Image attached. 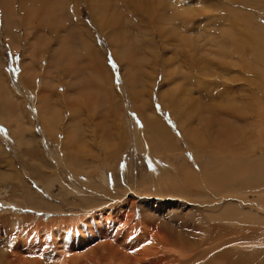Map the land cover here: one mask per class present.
<instances>
[{"label": "rangeland", "instance_id": "374dc122", "mask_svg": "<svg viewBox=\"0 0 264 264\" xmlns=\"http://www.w3.org/2000/svg\"><path fill=\"white\" fill-rule=\"evenodd\" d=\"M23 1L7 0V4L0 0V264H188L194 253L208 252L214 244L228 241L194 251L181 248L180 231L182 238L198 244L201 235L194 221L200 215L190 213L186 204L176 205L184 198L180 191L201 196L218 188L201 177L196 186L189 184L193 171L199 176L220 173L219 179L236 169L248 180L246 189L256 187L250 180L260 184L264 171V0H149L145 4L150 9L155 6L159 18L163 14L171 18L166 28L176 45H161L158 34L150 37L152 41L147 38L146 31L156 25L154 19L147 23L150 29L144 27L146 33L143 29L140 33L139 21L131 19L123 44L126 50L133 49V56L129 50L131 59H126L122 47L112 45L116 32L113 29L111 34L112 28L98 22L101 17H95L92 0H54L58 7L52 0H33L42 21L26 15ZM138 1L128 0L131 17L139 12L148 15L139 10ZM6 6L13 8L7 24L3 19ZM48 7L55 14H49ZM80 43L90 44L96 63L105 70L107 98L91 80ZM51 53L53 63L46 60ZM181 55L187 57L185 63ZM190 64L199 67V74L188 75ZM138 76L141 84L130 86L134 87L130 91V77ZM181 79L192 83L193 95L182 91ZM177 81L181 89L164 98ZM64 91L67 98L62 96ZM189 98L200 101L193 111ZM70 107L71 131L65 127L71 120L66 111ZM160 197L181 201L175 200L170 210L149 206ZM213 226L231 227L226 223ZM73 231L79 233L78 242ZM219 253L230 255V251ZM260 254H237L233 263L264 264V253ZM226 255L220 262L212 253L196 264H224Z\"/></svg>", "mask_w": 264, "mask_h": 264}, {"label": "bare ground", "instance_id": "6f19581e", "mask_svg": "<svg viewBox=\"0 0 264 264\" xmlns=\"http://www.w3.org/2000/svg\"><path fill=\"white\" fill-rule=\"evenodd\" d=\"M2 3H4V1L7 3V0H1ZM10 1V0H9ZM54 3L55 1L52 0ZM61 1V0H60ZM95 5H96V9H94L92 6V8L94 9V13L95 14V17H101L100 20L98 21L100 24H104L106 27L108 28H112L111 29V34H112V31L113 29L115 30L116 32V39L114 41H111L112 45H114L115 47L117 46H120L122 47L121 48V52H125L126 54H124L126 56V59H131V56L129 55L130 52L129 50H131V48L129 47V49H125V47L123 46V44L125 42H127V39H126V36L128 35V33H130L131 31V28H130V24H129V21H131V19L133 21H139V26L141 29H137V30H140V33L143 29V33H146L147 32V38H150L152 35L154 34H158V36L160 37V40L161 42V45H165L166 44H172V45H176L174 42V38H168V29L166 27H168V23H170L169 21H171V18L170 19H165V16L164 14L162 15V17L160 16V18L156 15V7L155 6H152L153 8L150 9L149 5L145 4L147 3L149 0H139L138 2L141 4L139 8V10L141 9L142 11L145 10L148 15H146L145 17L139 12L138 14H134L133 17H131L128 13V11L131 9L132 5L128 2V0H92ZM132 1V0H131ZM136 1V0H133V2ZM187 1V0H186ZM235 1V0H233ZM244 1V0H243ZM242 1V2H243ZM52 2V3H53ZM76 2V1H75ZM78 2V1H77ZM76 2V3H77ZM86 2V1H85ZM201 2V1H200ZM35 3V1L33 0H24L23 3H22V9L25 10V13L27 16L29 15H36V18H40V15H38V10L37 9H34L33 7V4ZM38 3H40V1H38ZM43 3V2H42ZM89 3V2H88ZM136 3V2H135ZM239 3V2H238ZM237 3V4H238ZM8 4V3H7ZM50 4V3H49ZM56 4V3H55ZM170 4H173V3H170ZM189 4V3H188ZM235 3H233V6H234ZM93 5V4H92ZM136 5V4H134ZM139 5V4H138ZM158 5V4H157ZM46 6V3L44 4V11H45V7ZM56 6L58 7V5L56 4ZM159 7V6H158ZM174 7V5H173ZM176 7V6H175ZM229 7V6H228ZM240 7V6H239ZM242 7V6H241ZM224 8V7H223ZM13 9V8H12ZM10 9V10H12ZM49 10V7L47 8ZM186 10V8H184ZM217 9V8H216ZM10 10H8L7 6H6V12L7 14L4 16V22H6V24L8 23V19H9V14ZM47 10V11H48ZM56 10V8L54 9ZM158 10V9H157ZM4 11V10H3ZM22 11V10H21ZM50 11V12H49ZM49 14L52 12L53 14H55L53 12V10H49ZM57 11V10H56ZM236 11V10H235ZM43 12V10H42ZM171 12V11H170ZM24 13V14H25ZM62 13H63V10H62ZM123 13H126V14H123ZM236 13V12H235ZM238 13V12H237ZM46 14L45 13V17H46ZM65 14V13H64ZM63 14V16H64ZM167 14V13H166ZM175 18V14L174 13H171ZM185 14V13H184ZM231 14V13H230ZM42 15V14H41ZM52 15V14H51ZM160 15V14H159ZM219 15V14H218ZM49 16V15H48ZM50 17V16H49ZM167 17V16H166ZM177 17V15H176ZM180 17V16H179ZM12 18V17H10ZM51 18V17H50ZM172 18V19H173ZM27 19L29 20V17H27ZM48 19V18H47ZM55 19V18H53ZM61 19V18H60ZM66 19V18H65ZM154 19V23L156 24L154 26V28L152 29V31L148 32L146 31L145 32V28L146 26L148 25L147 23H151V20ZM166 21H165V20ZM179 19V18H178ZM233 19V18H232ZM38 20V19H37ZM40 20H44L42 19V17L40 18ZM177 20V18H176ZM184 20V19H183ZM61 21V20H59ZM179 21V20H178ZM181 21V20H180ZM172 22V21H171ZM174 22V21H173ZM182 22V21H181ZM133 23V22H132ZM217 22H215L216 24ZM5 24V23H4ZM219 24V23H218ZM33 25V24H32ZM163 26H165L166 29L162 28ZM178 26H180V23L178 24ZM230 26V25H229ZM145 27V28H144ZM233 27V26H232ZM33 28V27H32ZM139 28V27H138ZM28 29V28H27ZM25 30V35H29V33L27 32L28 30ZM107 28H105V31H106ZM147 29V28H146ZM150 29V28H148ZM147 29V30H148ZM32 30V29H31ZM38 30V29H37ZM227 30V29H226ZM104 31V32H105ZM109 31V30H108ZM229 32V31H228ZM132 33V32H131ZM226 33V32H225ZM224 33V34H225ZM61 34V33H60ZM109 36H110V32L108 33ZM170 34V33H169ZM173 34V33H172ZM230 34V33H229ZM108 36V37H109ZM145 36V35H144ZM206 36V35H205ZM34 37V36H33ZM37 36H35L33 39H35ZM135 37V36H134ZM143 37V36H142ZM169 37H173L172 35ZM184 37V35L182 36ZM193 37V36H192ZM32 38V37H31ZM38 38V37H37ZM37 38L35 39V41L37 40ZM41 38V37H39ZM186 38V37H185ZM223 38H227V37H223ZM65 39V38H64ZM151 41L154 40V38H150ZM235 39V38H234ZM16 42H18V39L16 38L15 39ZM179 39H177L178 41ZM185 40V39H184ZM11 41V40H10ZM13 41V40H12ZM38 41V40H37ZM32 42V41H31ZM81 42V41H80ZM189 42V41H188ZM178 43H182L181 41L178 42ZM221 43V42H220ZM12 45L15 44V42H12L11 43ZM34 44V43H33ZM81 44V43H80ZM83 44V43H82ZM81 44V45H82ZM127 44V43H126ZM151 44V43H150ZM185 44V43H184ZM182 44V45H184ZM30 45V44H29ZM84 45V46H83ZM81 46V48L84 50V54L87 56L86 58V62L87 64L89 65L88 68H89V72H90V75L92 76L91 77V80L93 81V79L95 80V82H97V85H98V91L97 92H101L100 95L102 97H106L107 98V90H106V80H104V74L105 73V70L103 69L102 65L100 64H97L96 63V56H94L93 54V50H92V47L90 46V44H83ZM31 46V45H30ZM29 47L28 50L26 51L29 52V50L31 49ZM112 46V47H114ZM216 46L218 47V45L216 44ZM226 46V45H225ZM32 47V46H31ZM119 47V48H120ZM128 47V46H127ZM132 47V46H131ZM236 47V46H235ZM250 47V46H249ZM252 47V46H251ZM33 48V47H32ZM65 48V47H64ZM201 48V47H200ZM222 48V47H221ZM221 52L223 51V49H221ZM18 49V48H17ZM81 49V50H82ZM213 49V48H211ZM176 50V49H175ZM120 52V51H119ZM177 51H174L173 54H176V55H179L178 53H176ZM191 52V51H190ZM217 52V51H216ZM254 52V51H252ZM182 53V52H181ZM218 53V52H217ZM28 54V53H27ZM131 54L133 56V49L131 50ZM54 54H49L47 57H46V60L49 62V63H53L52 61V56ZM122 55V54H121ZM186 55V54H185ZM185 55H181V57H183V62L185 63L187 60H186V56ZM253 55V54H252ZM180 56V55H179ZM122 58V56H119ZM224 58V56H222ZM220 57V58H222ZM124 58V57H123ZM171 58V57H170ZM201 58V57H200ZM233 58V57H232ZM247 58V57H246ZM226 58H224L225 60ZM254 59V58H253ZM24 60V59H23ZM171 60V59H170ZM173 60V59H172ZM193 59H191V62H192ZM200 60V59H199ZM206 60V59H205ZM204 60V61H205ZM52 61V62H51ZM174 61V60H173ZM172 61V63H173ZM202 61V60H201ZM25 62V61H24ZM207 61H205L206 63ZM226 62V61H225ZM229 62V61H228ZM231 62V61H230ZM229 62V63H230ZM251 62V61H250ZM190 63V62H189ZM243 63V62H242ZM194 64V63H193ZM193 64H190V68L189 70L187 71L188 75L190 76V74L192 72H196V74L200 71L199 67L196 66V65H193ZM201 64V63H200ZM232 64H234L232 62ZM210 65V64H209ZM217 65V64H216ZM200 66V65H199ZM219 66H220V63H219ZM23 67V66H22ZM27 68V67H26ZM207 68V67H206ZM208 69V68H207ZM226 69V68H225ZM203 72V71H202ZM204 73V72H203ZM239 73V72H237ZM199 74V73H198ZM215 74V73H214ZM241 74V73H240ZM129 75V74H128ZM202 76H204L202 73H201ZM239 75V74H238ZM27 76V75H25ZM184 76V82H188L187 80V75L186 73L183 74ZM196 76V75H195ZM206 76V75H205ZM129 77V76H128ZM172 77V76H171ZM170 77V78H171ZM173 77H175V73H173ZM197 77V76H196ZM207 77V76H206ZM211 77V76H210ZM209 77V78H210ZM93 78V79H92ZM140 76L138 77H135L131 80V77H130V82H129V88H130V91H134V87H130V86H133L135 83H136V87H138L140 83ZM191 79L192 78H195L194 75L193 77L191 76L190 77ZM199 78V77H198ZM249 78V77H248ZM106 79V77H105ZM172 79V78H171ZM197 79V78H196ZM247 79V78H246ZM182 80V79H181ZM205 80H207L205 78ZM204 80V81H205ZM216 80V79H215ZM203 81V82H204ZM224 81V80H223ZM237 81V80H236ZM172 82H174L172 80ZM176 82V81H175ZM182 80V85L181 87L183 88V92L187 93V94H190V95H193L194 93H192V91H190L189 87L190 85L192 86V83H188V84H185ZM200 82V81H199ZM212 82V81H211ZM216 82V81H215ZM214 82V83H215ZM196 83V82H195ZM210 83V82H209ZM222 83V82H221ZM70 84V83H68ZM174 84V83H173ZM172 84V85H173ZM178 81L176 83L175 88L171 90L170 92V95L167 96H163L164 98H170V96L174 95L176 92L173 93V91H178L180 88V85H178ZM223 84V83H222ZM178 85V86H177ZM210 85V84H209ZM228 85V84H226ZM231 85V84H229ZM212 86V84H211ZM215 86V85H213ZM195 87V85H194ZM205 87V86H204ZM222 87H225L224 85H222ZM95 88V87H93ZM132 88V89H131ZM206 89L208 90L209 87L207 86ZM225 89V88H224ZM236 87H235V90L236 91ZM67 91V90H66ZM64 91L63 95L64 97L67 98V94L68 92ZM116 90H114L113 88V91L112 92H115ZM121 91V90H120ZM137 91V90H136ZM201 91V89H200ZM203 91V90H202ZM216 91V90H215ZM229 91V90H228ZM247 91V90H246ZM257 91V90H256ZM248 92V91H247ZM96 93V92H95ZM219 93V91H218ZM250 93V92H249ZM132 94V92L130 93V95ZM135 94V93H134ZM209 94V93H208ZM212 94V93H211ZM232 94V93H231ZM180 95H182V93H180ZM210 95V94H209ZM216 95V94H215ZM220 95V93H219ZM10 96V95H8ZM92 96V95H91ZM225 96V95H224ZM14 97V96H13ZM90 96L87 97V99L89 98ZM133 97V96H132ZM135 97V96H134ZM162 97V98H163ZM243 97V96H242ZM82 98V97H81ZM86 98V97H85ZM166 98V99H167ZM261 98V97H260ZM90 99V98H89ZM105 99V98H104ZM249 99V98H248ZM9 100V99H8ZM91 100V99H90ZM190 106H189V109H192L191 111H193V109H195L194 107L196 106L197 104V101H194L192 98L190 99ZM5 101V100H4ZM93 101V100H92ZM167 101V100H166ZM187 101V100H186ZM200 102V101H198ZM233 102V101H232ZM231 102V103H232ZM10 104V102H7ZM12 103V102H11ZM249 103V102H248ZM199 104V103H198ZM228 104V103H227ZM81 105V104H80ZM200 105V104H199ZM203 105V104H202ZM249 105V104H248ZM138 106V105H137ZM228 106H231V105H228ZM10 107H11V104H10ZM12 107H13V104H12ZM11 107V108H12ZM227 107V106H226ZM223 108V107H222ZM230 108V107H229ZM72 107L68 108L66 111L68 113V116L69 118H71V120L67 121V123L65 124V127L67 128H70V131H71V127L70 125L72 124V120H74V118L72 117L73 116V112H72ZM221 109V108H220ZM219 109V110H220ZM223 110V109H222ZM253 110V109H252ZM230 111V110H229ZM185 112H188L185 110ZM196 114V113H195ZM225 115H229V114H225ZM231 115V114H230ZM224 117V116H223ZM227 117V116H226ZM122 119V118H121ZM259 121V120H258ZM226 122V121H225ZM194 124V123H193ZM227 124V123H225ZM11 125V124H10ZM50 125V124H49ZM127 125V124H126ZM13 126H11L12 128ZM14 129V128H13ZM10 131V129H9ZM52 131H55L54 130H51V136L53 137V134H52ZM65 134L69 135L70 133H67V131L65 130ZM23 135V134H22ZM19 137H24V136H19ZM31 137V136H29ZM50 137V138H52ZM67 139L71 138L70 137H66ZM66 139V140H67ZM141 139V138H140ZM142 141V140H141ZM64 142V141H63ZM61 142V143H63ZM147 143V142H145ZM162 144V143H161ZM78 145V144H77ZM165 146V144L163 145ZM167 146V145H166ZM65 148V147H64ZM165 149V147H164ZM263 151V150H262ZM247 153H248V150H247ZM249 154V153H248ZM250 156V155H249ZM248 156V157H249ZM264 156V154H263ZM58 159V158H57ZM61 159V157H60ZM63 159V158H62ZM83 160V159H82ZM93 160V159H92ZM68 161V160H67ZM70 161V160H69ZM60 162V160H59ZM78 162V161H77ZM223 162V159L220 160L219 163H222ZM63 163V162H61ZM74 163V162H73ZM60 164V163H59ZM63 165V164H62ZM66 165V163H65ZM99 165V164H98ZM183 165V164H182ZM75 166V165H74ZM72 167V166H71ZM78 167V166H77ZM80 167H84L83 164L80 165ZM94 167V166H93ZM184 167V166H183ZM89 168V167H88ZM98 168V166H97ZM93 169V168H92ZM99 169V168H98ZM170 169V168H169ZM175 169V168H173ZM185 169V168H184ZM70 170V169H69ZM81 170H84L85 169H81ZM101 170V169H100ZM176 170V169H175ZM178 170V169H177ZM189 170L192 171V169L190 168ZM188 170V171H189ZM236 169H230L229 173L227 174H223V176H221V178H217V177H220V173L218 174V176H214V175H211V173H206L204 172L201 176H199L196 171H193L195 173H187V178L190 179V174H191V180L189 181V184L190 182L193 183V186H196L198 184V181H199V178L201 177L202 178V181H204L205 183H208V184H213L215 186H218V188H216L214 190L213 193H206L204 195H201V196H195V195H191L189 193H184L182 191H180V195H182V200L181 201L180 199H173L172 197L170 198H167V199H162L161 197L160 198H157L156 201H153L150 203L149 206H151L152 208H158V209H162V210H165V209H168L170 210V207L174 206L175 207V200L176 201H181L182 204H178L176 205V207H181L183 205H185L187 207V209H189L188 211L190 213H193V212H196L198 214L196 215H200L199 217H197V220L194 221L196 224H197V231L200 232V240L199 241H196L198 242L197 245H194L192 244V242L188 239H184V238H188L187 236H183L182 238V231H180V240L178 241V244L181 246V248L185 249V250H188V251H194V248L196 247H199V249L201 247H205V246H208L209 244L211 243H215L217 241H221V240H228L220 245H216L214 244L213 246L209 247L210 248V251L208 252H204V253H194L195 255H193L192 258L189 259V262L188 264L190 263H198L200 262L201 260H203L205 257H207L208 255L214 253L215 256L220 262L222 261L223 259V256H225L227 253H219L220 251H230V257L227 256L228 258H226V260L224 261V264H234L233 262L237 260L236 256L237 254L239 255H246L248 252H256V253H264V171H262V178H260V184L256 185V182L254 180H250L249 182H251L253 185H255L256 187L254 189H251V190H248L246 189V184L248 183V180H246L244 177H242L241 175L238 174L237 171H235ZM71 171V170H70ZM94 171V170H93ZM221 171H224V170H221ZM82 172V171H81ZM87 172V171H85ZM91 172V170H90ZM174 172V171H173ZM220 172V171H219ZM79 173V172H78ZM94 173V172H93ZM98 173H100L98 171ZM177 174V173H176ZM74 175V174H72ZM91 175V174H90ZM98 175V174H97ZM186 175V173H185ZM99 176V175H98ZM101 176V175H100ZM100 176L99 178H97V176H95L97 179H100ZM106 177V176H105ZM183 177V176H182ZM94 178V177H93ZM185 178V177H183ZM177 179V178H176ZM185 180V179H184ZM89 181V180H88ZM96 181V179H95ZM99 181V180H98ZM102 180H100L101 182ZM187 181V182H188ZM102 184V182H101ZM106 184V183H105ZM61 185H64V184H61ZM103 185V184H102ZM107 185V184H106ZM109 185V184H108ZM99 186V185H98ZM97 186V187H98ZM221 186H224V188H219ZM52 187V186H51ZM105 187V186H104ZM109 187V186H107ZM101 189V188H100ZM107 190V188H105ZM102 190V189H101ZM106 192V191H105ZM177 194V193H175ZM159 197V196H158ZM211 197L217 201H222V202H216L214 203L213 199H211ZM185 198L187 199H190V200H196L198 202L201 203V205H196V206H193L194 203L191 202V201H187L185 200ZM167 200H172V203L171 202H167ZM89 201V200H88ZM38 202V201H37ZM83 202V201H82ZM178 203V202H177ZM38 204V203H37ZM146 204V203H145ZM168 205V206H167ZM104 206V205H103ZM37 207V206H36ZM105 207V206H104ZM35 208V207H34ZM101 208V207H100ZM204 208V209H203ZM207 208H212L211 210H207ZM253 208V209H252ZM37 209V208H36ZM35 209V210H36ZM39 209V207H38ZM194 209V211L192 210ZM253 211H252V210ZM178 210V209H177ZM100 211H103L100 209ZM203 211V212H202ZM91 212V211H89ZM97 212V211H96ZM255 212V213H254ZM261 212V216H259L258 214L256 213H259ZM156 213V212H155ZM189 214V213H188ZM187 214V215H188ZM194 214V213H193ZM186 215V216H187ZM90 216V215H89ZM160 215H158L159 217ZM91 217V216H90ZM163 217V216H162ZM161 217V218H162ZM74 222V221H73ZM80 222V221H79ZM214 223H226V224H229L231 227H224V226H213ZM74 224V223H73ZM88 224V222H87ZM86 224V225H87ZM75 227V225H73ZM72 227V226H71ZM73 227V228H74ZM166 228V226H165ZM80 230V229H79ZM79 232V231H78ZM70 235V233H69ZM68 235V236H69ZM79 233L77 232H74L72 233V237L74 240H76V242H78L77 240L79 239V237L76 239L75 237L78 236ZM228 237H232L234 240H230V238ZM66 238V237H65ZM228 238V239H226ZM170 239H175L174 237H170ZM34 240V239H33ZM7 242V241H6ZM5 242V243H6ZM235 248H234V247ZM226 247H233L234 249L229 250V249H225ZM207 249V248H206ZM205 249V250H206ZM61 250V249H60ZM63 252V251H62ZM70 252V251H69ZM67 253V252H66ZM191 253V252H189ZM233 253V254H232ZM16 254V253H15ZM64 254V253H63ZM193 254V253H191ZM257 255V254H256ZM261 255V254H260ZM258 256V255H257ZM58 258V257H57ZM242 258V257H241ZM239 259L242 260V259ZM254 258V257H253ZM258 258V257H256ZM228 259V260H227ZM229 259H232L233 261H229ZM244 259V258H243ZM247 259V258H246ZM262 259V258H261ZM260 259V261H261ZM259 260V259H258ZM263 260V259H262ZM249 264H254V261L251 260V261H248ZM187 261L183 262V264H186ZM260 263V262H259ZM263 263V262H262ZM261 264V263H260Z\"/></svg>", "mask_w": 264, "mask_h": 264}, {"label": "snow or ice", "instance_id": "6c2138e0", "mask_svg": "<svg viewBox=\"0 0 264 264\" xmlns=\"http://www.w3.org/2000/svg\"><path fill=\"white\" fill-rule=\"evenodd\" d=\"M109 64H111L113 70H115L116 66L114 63H112L111 59H109ZM137 124H139V121H137Z\"/></svg>", "mask_w": 264, "mask_h": 264}]
</instances>
